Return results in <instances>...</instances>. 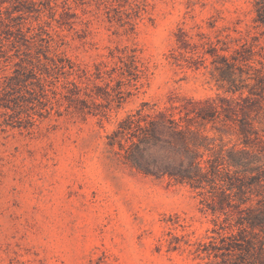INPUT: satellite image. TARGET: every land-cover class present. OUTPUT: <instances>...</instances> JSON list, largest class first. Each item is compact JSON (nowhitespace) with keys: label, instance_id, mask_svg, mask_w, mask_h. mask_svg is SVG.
<instances>
[{"label":"rangeland","instance_id":"374dc122","mask_svg":"<svg viewBox=\"0 0 264 264\" xmlns=\"http://www.w3.org/2000/svg\"><path fill=\"white\" fill-rule=\"evenodd\" d=\"M257 1L0 0V75L31 62L41 68L38 56L58 53L73 62L66 77L89 105L51 97L46 110L36 100L19 115L0 108V264H264V228L242 232L244 211H214L208 192L144 173L109 144L138 108L190 119L207 136L205 157L244 147L243 111L264 138V99L249 91L259 56L234 67L236 84L247 85L237 91L218 68L243 43L264 45ZM121 53L138 61L137 78L111 68ZM53 80L52 89L65 90L62 75ZM207 101L215 118L185 112ZM262 194L246 205L256 210Z\"/></svg>","mask_w":264,"mask_h":264},{"label":"trees","instance_id":"16d2710c","mask_svg":"<svg viewBox=\"0 0 264 264\" xmlns=\"http://www.w3.org/2000/svg\"><path fill=\"white\" fill-rule=\"evenodd\" d=\"M254 20L256 25L262 28L264 41V0L257 1ZM244 51L247 55L243 54ZM236 53L238 55H233L231 60L224 55L221 56L224 66L218 67L222 70L219 79L228 82V90L237 91L242 89V86L247 87L237 85L232 73L234 67L241 68L238 66L239 62H249L253 60V55L257 54L259 58H256V62L259 65H252L255 75L252 77L253 82L249 91L264 99V45L254 42L243 43ZM54 54L52 56L44 53L43 60L37 57L41 62V68L30 61V66L21 65V69L15 68L11 73L0 75V108L4 109L3 113L6 116H10L8 109L19 115V110L21 111L26 104L33 103V100H36L40 108L46 110L44 106L47 103L43 99L50 101L51 97L56 100L64 98L70 103L75 101L78 109L89 111L87 99L79 95L80 85L74 79L66 77L75 72L73 62L58 53ZM111 68L128 81L137 78L141 72L135 57L123 53L116 56ZM100 72L101 70L95 76H101ZM104 72L107 73L108 69H104ZM60 75L65 79L62 85L65 90L55 91L50 84L54 83L53 79L58 80ZM33 85L37 86V90L33 87L28 88ZM22 88L30 94L29 97L19 93ZM49 92L53 95L49 96ZM85 94L94 97L91 89L85 91ZM225 100L227 105L232 106L233 100L230 98ZM196 103L198 107L201 105V102ZM218 111L216 104L207 101L206 105L198 109L189 108L185 112L193 113L195 118L206 120L215 118ZM37 114L42 115V111H38ZM242 114L244 117L239 122V133L243 135L244 147L228 150L225 156L221 153L222 149H219L213 157H205L204 151L210 149L209 144L205 142L207 136L194 127L190 119L186 123H181L164 110L145 112L138 108L127 112L110 135L109 144L117 143L123 150L125 160L144 173L166 175L175 182L187 184L200 194L208 192L210 199L217 198V207H211L214 211L223 210L226 206L233 207L239 212L244 211L245 214L238 217L236 224L241 225L242 232L246 227L254 231L255 228H264V202L256 210H252L246 204L253 200V196L263 197L264 138L254 131L249 112L243 111ZM27 116L33 118L31 115ZM226 116L230 118L229 115ZM12 122L10 118L4 119L5 124ZM252 134H255V137L252 138ZM260 201L263 199H258L257 203ZM243 240L252 245V240Z\"/></svg>","mask_w":264,"mask_h":264}]
</instances>
